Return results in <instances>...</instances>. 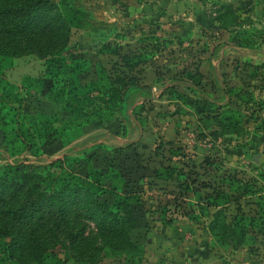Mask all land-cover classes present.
I'll return each instance as SVG.
<instances>
[{"label":"rangeland","instance_id":"rangeland-1","mask_svg":"<svg viewBox=\"0 0 264 264\" xmlns=\"http://www.w3.org/2000/svg\"><path fill=\"white\" fill-rule=\"evenodd\" d=\"M51 1L69 27L52 54L22 38L11 44L18 53L12 56L14 48L0 35V178L7 168L34 166L49 191L66 182L114 209L127 201L138 224L132 248L120 250L121 240L100 236L73 198L70 228L59 220L55 233L66 245L61 253L40 256L27 233L42 222L25 219L17 224L23 230L16 260L0 247V264H197L203 254L193 251H201L200 242L195 248L188 231L216 212L228 216L221 241L250 242L248 252L261 257L255 245L264 247L263 75L235 77L227 91L202 86L199 93L205 82L196 84L194 41L220 32L200 26L193 11L171 12L161 2L155 8L157 0ZM239 1V14L221 10V36L236 32V39L242 32ZM210 10L206 16H221ZM43 27H33L35 37ZM131 83L155 90L124 120L119 103ZM52 217L40 233L45 239L55 232ZM248 227L252 232L245 235ZM83 228L84 240L72 245L68 233ZM99 246L102 253L95 251ZM222 247L228 248L212 246L216 254L206 261L215 256L226 263ZM184 248L192 258L183 262Z\"/></svg>","mask_w":264,"mask_h":264},{"label":"trees","instance_id":"trees-1","mask_svg":"<svg viewBox=\"0 0 264 264\" xmlns=\"http://www.w3.org/2000/svg\"><path fill=\"white\" fill-rule=\"evenodd\" d=\"M57 9V5L51 0H0V35L4 36L8 47L14 48L11 44L17 46L19 42L23 43V38L39 53L52 54L54 46L59 44L64 34L69 31L67 22ZM41 22L45 27L38 38L34 36L33 27H39ZM15 51L16 48L12 56H17L18 53ZM152 94L151 87L138 83L128 84L119 103L120 114L124 118L127 116L129 105L134 103L138 95L151 98ZM59 188L49 191L44 181L40 179V174L35 172L34 166L18 165L15 169L7 168L4 171L0 178V247L6 249L11 261L17 258L19 246L17 234L23 230L17 224H25V219L30 221L37 219L42 222L41 225H37L36 222L28 224L33 234L27 233L34 250L37 249L40 256L47 254L54 257L61 253L60 249L66 248L55 233L62 223L59 220H67L64 224L70 228L68 220L72 215L70 204L73 205V198L83 205L82 210L86 211L90 220L95 223L100 236L111 235L121 240L125 246L120 250L132 248V233L138 223L127 201H121L114 209L108 202H102L94 197L84 187L74 188L64 182ZM81 193L83 194L80 195ZM49 214L53 216V220L50 221L55 226V232L45 239L40 233L42 228L47 226ZM226 222L227 217L224 213H217L211 225V232L223 239L222 229L224 231L228 229ZM68 234V241L74 245L79 237L84 240L86 230L83 228L78 234L72 232ZM47 241H50L51 247H47ZM95 251L102 253L103 248L99 246Z\"/></svg>","mask_w":264,"mask_h":264},{"label":"crops","instance_id":"crops-1","mask_svg":"<svg viewBox=\"0 0 264 264\" xmlns=\"http://www.w3.org/2000/svg\"><path fill=\"white\" fill-rule=\"evenodd\" d=\"M241 2L243 4V12L242 17L240 18L241 21L246 20V22L242 23L241 27H243V30L241 33H239L238 38L233 39L236 35H238V33H230L228 34L229 37L221 36V31H223L219 30L221 29L219 27L220 23L223 22L222 20H220L223 13L221 10L226 11L227 14H229V12L239 14V8L241 6L239 0H157L158 4L155 5V8H159L160 6L158 5L161 4L164 9H167L171 12L177 11L179 13H185L193 11V13L198 15L197 19L200 26L209 25L211 26L210 29H213L214 31L217 29V32H220V34L216 35L218 38L215 36L216 38L209 40V38L207 37L205 38L202 36H198L194 41V44L197 45L195 47L197 52L194 55V58L195 61L198 62L197 67L199 70V75L197 76L199 81H196V84H199V82H205L204 84L201 83V85L197 87V91L199 93L203 91L201 90L202 86L206 87V89L204 90L211 89L213 91V89L215 88L214 92L227 91L228 88L232 89L231 84H234L235 77L242 75H253L254 77L255 74H262L264 77V74L262 73L264 72V0H241ZM214 8L218 9L219 14L221 13V16L213 19L212 16L210 18V15H205V13L211 11L210 9L214 10ZM220 43H222V45H219ZM151 88L152 92H154L155 88ZM187 88L189 89V85L187 86ZM139 99H141L140 103H143L146 100V102H150L151 99H153V94L151 98L138 95L135 98L134 103L129 105L128 112L130 107L138 104L137 101ZM124 120H129V116L125 117ZM212 133L210 134V137L214 138L215 135ZM260 133L261 132L258 131V134L256 136V138L259 140L262 138L258 137L260 136ZM251 136L255 137L254 135H248L247 138H250ZM173 138L174 137L167 139V142H172ZM209 147L212 148V144ZM224 186H226L225 183ZM150 214L151 213L149 211L148 213H146V216ZM216 215L217 212L211 214L207 217V223H205L204 225L195 224V228L189 229L188 231L189 235L193 237L195 248H197V242H200L199 249L201 251H193L194 255L196 253L203 254V258H199L201 260H199L197 264H264V262L262 261V256H264L262 255L264 253L263 246L259 244L255 245L256 248H261L258 252V255H261L260 257L256 254H251L250 252H248L249 246L254 247V245H251L250 242L245 241L240 245L232 241L223 243L218 236L211 232V225L213 224ZM225 215L227 216V214ZM186 218L187 217L184 216L183 219ZM188 218L193 217L189 216ZM252 229V227L243 229L244 234L247 235L248 231L252 232ZM232 230H235V232L238 233V229L234 228ZM152 231L153 229H151L150 232ZM202 242L205 245L204 247L201 246ZM180 243L181 242H178V246ZM221 245H225L228 247L226 249H224L225 247H222L224 251L227 252L225 256V259H227L226 263L219 260L218 258H215V256L210 257V260L206 261V256H208V254H210L211 252L216 254V252L211 247L213 246V248L217 250ZM207 249L210 252H206L205 250ZM191 253L192 250L191 252L186 253V250L184 248L183 252L179 253V256L184 262L185 259L192 258V256L190 255Z\"/></svg>","mask_w":264,"mask_h":264}]
</instances>
